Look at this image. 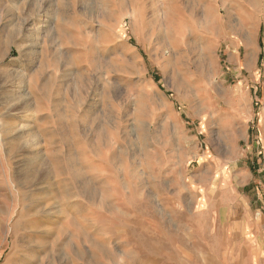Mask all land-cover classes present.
Returning <instances> with one entry per match:
<instances>
[{"label": "rangeland", "instance_id": "1", "mask_svg": "<svg viewBox=\"0 0 264 264\" xmlns=\"http://www.w3.org/2000/svg\"><path fill=\"white\" fill-rule=\"evenodd\" d=\"M259 164L264 0H0V264H264Z\"/></svg>", "mask_w": 264, "mask_h": 264}, {"label": "crops", "instance_id": "2", "mask_svg": "<svg viewBox=\"0 0 264 264\" xmlns=\"http://www.w3.org/2000/svg\"><path fill=\"white\" fill-rule=\"evenodd\" d=\"M138 15L135 14L133 17H137ZM139 18H142V16L140 15ZM59 30L60 32L62 31L61 29H59V26L57 27H54L53 29V34L54 35H57V33L59 34ZM138 34V33H137ZM59 41V42H57ZM61 40H59L57 37H53V41L52 42H49V45L51 44H54L53 46H47L45 47L42 51H40L39 53V61H40V66H38V70H41V76L43 75L44 76V83L45 84H49L50 82H52L53 80H57V78L61 75V67L63 66V63L67 64L68 60L70 59H73L74 57H72V53H70L71 51H68V52H65V51H61L59 50V43H60ZM62 42V41H61ZM48 60L51 61L50 64H52L51 66H45L43 67V63H46ZM49 67H52L51 69ZM48 69V70H47ZM35 72L32 71L31 72V75H34ZM47 113H49V111H46ZM50 114V113H49ZM234 115L231 116L230 118V125H233L231 126V130L233 131L234 129L232 128H236L234 127L235 125H237V122L239 121L238 117H233ZM237 129V128H236ZM246 140V139H245ZM194 152L199 156V150L198 149H195ZM210 154V151L209 149H207V151H204L203 154H202V157H204L205 155H209ZM258 160H261V159H258ZM213 164V163H212ZM260 165V164H259ZM214 166V164H213ZM210 167V168H209ZM207 169H204L202 171V173H198V174H195L194 177H193V182H196L197 185H200V187L203 185V178H204V175L203 174H206L208 171H212L213 173H215V171L217 170L214 167H211V166H208L206 167ZM212 168V170H210ZM261 170H264V164L263 165H260V167L258 166V168L256 169L257 172H260ZM232 172V171H231ZM243 174L244 177L246 178H249V176L247 175V173L243 170ZM251 177L253 179V183L255 184H258L261 182V179H260V176H258L257 178L255 176L252 175L251 173ZM216 181V179L214 180Z\"/></svg>", "mask_w": 264, "mask_h": 264}, {"label": "bare ground", "instance_id": "3", "mask_svg": "<svg viewBox=\"0 0 264 264\" xmlns=\"http://www.w3.org/2000/svg\"><path fill=\"white\" fill-rule=\"evenodd\" d=\"M8 37H9V38L11 37L10 34L8 35ZM2 41H3V40H2ZM3 44H4V43H3ZM3 100H4V99H3ZM20 108H21V107H20ZM15 109H16V108H15ZM16 115H17V114H16ZM16 115H15V116H16ZM20 119H21V118H20ZM18 134H19V133H18ZM18 134H17V135H18ZM13 135H14V134H13ZM19 138H20V137H19ZM25 148H26V147H25ZM22 150H23V149H22Z\"/></svg>", "mask_w": 264, "mask_h": 264}]
</instances>
